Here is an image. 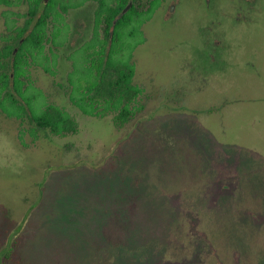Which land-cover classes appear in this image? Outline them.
<instances>
[{
  "label": "rangeland",
  "instance_id": "rangeland-1",
  "mask_svg": "<svg viewBox=\"0 0 264 264\" xmlns=\"http://www.w3.org/2000/svg\"><path fill=\"white\" fill-rule=\"evenodd\" d=\"M105 1L51 0L69 5V31L55 35V16L48 27L55 65L35 61L19 106L0 94V251L58 168L3 264H264V0H161L153 12L131 0L142 13L117 25L110 58L142 89L124 124L71 99L87 50L106 47L98 33L81 44L98 6L97 26L113 13ZM27 9L0 5V39ZM50 105L77 131L30 136L27 109Z\"/></svg>",
  "mask_w": 264,
  "mask_h": 264
},
{
  "label": "trees",
  "instance_id": "trees-1",
  "mask_svg": "<svg viewBox=\"0 0 264 264\" xmlns=\"http://www.w3.org/2000/svg\"><path fill=\"white\" fill-rule=\"evenodd\" d=\"M130 1L131 0H111L112 6L110 7V12L112 9L113 13L111 12L110 16H106L108 18H106V21H108L105 29L106 35L108 34L109 26H111L113 20L118 15L121 14V18L118 20L116 27L126 16L129 17L131 14L135 13L133 17L136 18V16L140 15V12L142 13V11H138L137 4L133 1L131 8L125 14H122ZM12 2L13 0H0V4L5 5H11ZM99 2L101 10L103 8V2L106 1L99 0ZM160 2L161 0H152L147 11H155L159 7ZM40 6H42V0H35L29 3L28 13L31 15L30 20L27 21L25 27L18 29L17 36L8 35L3 37L2 41L6 43V47H0V94L3 95L1 97L18 106V99L17 97L14 98L12 94L25 92V83L20 77L25 75L24 73L28 61L31 59L35 62L41 59L42 56L43 58H48L44 53V42L47 37V20L55 10L56 5H50V3L45 5L43 13L37 20L35 27L25 36L28 26L32 18H34L39 11ZM63 8H66V6H63ZM133 17L130 16V18ZM8 26L11 27L10 25ZM22 37H25V40L19 47L17 53L14 54L16 47H13V44L16 42L18 43ZM26 44H29L30 47H24ZM111 55L112 49L106 69H103L102 66L99 67L100 72L97 80L94 82H87L85 86H82V89H80L75 97L72 95L71 99L88 115L96 113L98 115L106 110L118 109L119 113L115 116V121L118 124L120 122V124H124L134 115L135 103L137 102L138 96L142 93V89L133 84L135 73L132 66L128 70H125L123 67L114 68L115 66L110 63ZM112 66H114V70L111 68ZM12 74H15V77H12ZM19 98L21 99L23 97L19 96ZM87 102L88 104L85 106L84 104ZM90 108L91 110H89ZM6 114L10 118L15 117L16 121L23 125V122L20 120V117H22L21 113L18 115L16 111L13 113L12 110H6ZM16 114L18 116H16ZM26 116L29 118L30 124H32L31 128H29L30 136L37 135L36 132L38 129H46L55 135H65L77 131L75 120L58 106H47L44 113L37 116L33 115L31 111L27 109Z\"/></svg>",
  "mask_w": 264,
  "mask_h": 264
},
{
  "label": "flooded vegetation",
  "instance_id": "flooded-vegetation-1",
  "mask_svg": "<svg viewBox=\"0 0 264 264\" xmlns=\"http://www.w3.org/2000/svg\"><path fill=\"white\" fill-rule=\"evenodd\" d=\"M31 1H35V0H13V2H12V4L11 5H5V4H0V5H4V6H9V7H12V6H14L15 4H21V3H24V4H26L27 6H29V3L31 2ZM65 1H67V0H65ZM71 0H68V2L70 3V5H72V4H75V3H71L70 2ZM75 1V0H74ZM86 1H89V0H86ZM86 1L84 2V3H86ZM93 1H95V2H99V0H93ZM51 2V0H49L48 2H45L44 0H42V6H40V8H39V11L37 12V14L35 15V17L34 18H32V20H31V22H30V24H29V26H28V30L26 31V33H25V36H27L32 30H33V28L35 27V24H36V22H37V20L40 18V15L43 13V10H44V6L45 5H47V4H49ZM133 2V1H132ZM83 3V4H84ZM83 4H81V5H74V9H80L82 6H83ZM58 7H60L62 10H64V12H57V11H55L56 10V6H55V10L52 12V14H51V16L48 18V20H47V27H46V31H47V37H46V40H45V42H44V49H45V44L47 43V41H49V36H48V27H49V25H50V19L53 17V16H55V17H57L58 19H59V23H60V25L57 27V30H56V32H55V35H57V36H59V37H61L62 36V34H64V32L67 30V31H69V28H68V25L66 24V16L67 15H65V13H67V11H65L66 9H68V6H66V5H62V4H60V2H58L57 4H56ZM63 6H66V8H63ZM98 12H99V6H98V9L95 11V13H94V19H93V27H92V29H91V31L93 32V35H91V36H89V38L88 37H86L87 39H85L81 44H84V43H86V42H88L89 40H92V39H94V37L96 36V34L98 33V36L101 38H103L105 41H106V47H104V49H103V47H93V48H90L89 50H87V56H88V59L86 60L87 61V63H86V68H85V73L87 74L86 76H85V78H83L84 79V83H85V85L87 84V82H94L95 80H97V77H98V75H99V67H98V61L96 60V57H98V58H101V66H102V68L103 69H106V66H107V64H108V59H109V56H110V53H111V49H112V46H113V43H114V39H115V29H116V24H117V22H118V20L121 18V14L120 15H118L114 20H113V22H112V24H111V26H109V29H108V34L106 35V31H105V29H106V26H107V22L108 21H106V16H105V18H104V21H103V19H101V22H100V24H98L99 26H97V24H96V20L97 19H95V17L97 16V14H98ZM12 15H15L14 17H12L11 19H10V21H8L7 19L8 18H6L5 17V20L7 21V29L8 30H10V35H16L17 36V34H18V29L19 28H23V27H25L26 26V24H27V21L28 20H30V17H31V15L28 13V9H27V11L25 12V13H12ZM8 17V16H7ZM108 19V18H107ZM78 20H80L79 18H77V21ZM86 20H88V19H85V18H83V17H81V20H80V23L83 21V23H84V27L86 28L88 25H87V22H86ZM78 24V23H77ZM76 24V27L78 26ZM8 25H11V27H9ZM81 26H79V27H77V28H79L78 30H77V34L75 35V40H77V39H83L85 36H86V33L88 32H85V34H83L82 32H83V30H81V28H80ZM98 27V28H97ZM96 29H97V32H96ZM67 33V32H66ZM60 34V35H59ZM55 38V37H54ZM58 38V37H57ZM24 40H25V37H22L21 39H20V41L17 43H15V44H13V47H16V49H15V51H14V54H16L17 53V51H18V49H19V47L23 44V42H24ZM0 41H2V38L0 39ZM81 44H79V45H81ZM78 44H77V46H79ZM76 46V47H77ZM0 47H6V43H3V44H1L0 45ZM73 47V46H72ZM75 47V46H74ZM103 50V52H101ZM94 51L96 52V53H94ZM98 53H100V54H98ZM46 56V55H45ZM44 59H46L44 62H42V64L44 63V65L42 66L41 64H39L41 67H43L44 68V70H45V72L47 71V72H49V69H47L46 68V66L47 65H49L50 63H53V64H51V65H55V60L53 59V57H48V58H43V56H42V60H44ZM35 64V62L33 61V60H29L28 61V64H27V66H26V70H25V75L24 76H22V77H20V79L25 83V85H24V89H25V91H26V89H27V86H28V84L29 83H27V81L30 79V74H29V72H30V68L33 66ZM12 77H15V74H12ZM72 80H74V81H76V79H72ZM142 94V93H141ZM141 94L138 96V99H139V97L141 96ZM76 105V104H75ZM77 106V105H76ZM78 107V106H77ZM79 108V107H78ZM81 111H82V109L81 108H79ZM83 112V111H82ZM84 113V112H83ZM88 115V114H87Z\"/></svg>",
  "mask_w": 264,
  "mask_h": 264
},
{
  "label": "water",
  "instance_id": "water-1",
  "mask_svg": "<svg viewBox=\"0 0 264 264\" xmlns=\"http://www.w3.org/2000/svg\"><path fill=\"white\" fill-rule=\"evenodd\" d=\"M44 1L48 2L49 0H44ZM132 3L133 2L130 1L128 6L123 10L122 14H125L131 8ZM57 169L58 168H56V167H51V168L46 170L44 179H43L42 183H40V198L35 203H33L31 206L28 207V209L26 210V212H25L22 220L20 221V223L9 234L5 247L0 251V264H3V259L12 249V245H13L14 240L23 232V230L26 227V224L29 221V218L32 215L33 211L40 205V203L44 197L43 186L47 182L49 173L54 171V170H57Z\"/></svg>",
  "mask_w": 264,
  "mask_h": 264
}]
</instances>
